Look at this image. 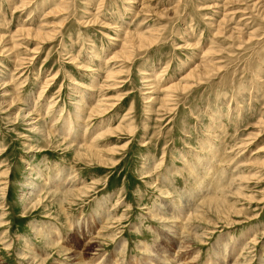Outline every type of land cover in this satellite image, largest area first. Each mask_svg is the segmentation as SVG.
Here are the masks:
<instances>
[{"label":"rangeland","instance_id":"374dc122","mask_svg":"<svg viewBox=\"0 0 264 264\" xmlns=\"http://www.w3.org/2000/svg\"><path fill=\"white\" fill-rule=\"evenodd\" d=\"M0 264H264V0H0Z\"/></svg>","mask_w":264,"mask_h":264},{"label":"bare ground","instance_id":"6f19581e","mask_svg":"<svg viewBox=\"0 0 264 264\" xmlns=\"http://www.w3.org/2000/svg\"><path fill=\"white\" fill-rule=\"evenodd\" d=\"M52 12V11H51ZM133 39V38H132ZM132 41V40H131ZM128 48V47H127ZM194 69H196V68H194ZM193 71V70H192ZM194 75H195V73H194ZM112 77V76H111ZM174 88V87H173ZM176 88V87H175ZM101 103V102H100ZM107 109V108H106Z\"/></svg>","mask_w":264,"mask_h":264}]
</instances>
